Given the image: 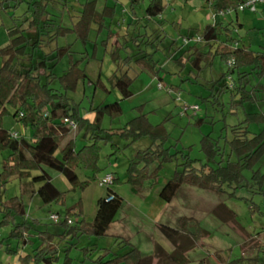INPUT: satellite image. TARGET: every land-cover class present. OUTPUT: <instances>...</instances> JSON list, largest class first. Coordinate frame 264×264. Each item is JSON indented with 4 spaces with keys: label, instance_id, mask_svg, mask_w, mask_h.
<instances>
[{
    "label": "rangeland",
    "instance_id": "rangeland-1",
    "mask_svg": "<svg viewBox=\"0 0 264 264\" xmlns=\"http://www.w3.org/2000/svg\"><path fill=\"white\" fill-rule=\"evenodd\" d=\"M32 1L34 0H24L13 8L14 2L11 0L12 8L0 12V48L8 42L7 29L13 25V20L30 16L28 6ZM87 1L92 0H70L66 5L62 2L50 4L47 12L51 15L49 18L53 21V28H69ZM93 1H96L98 10H102L105 3L109 6L116 4V18L120 16L123 7L130 6V0ZM149 1L142 0L140 6L135 7L139 16L145 11ZM163 3L165 10L161 17L146 27V33L153 32L155 37L160 35L155 44L157 49L144 47L153 55L160 69L158 77H152L141 67L132 65L128 75L133 80L130 86L133 95L128 99H121L119 92L109 83L116 68L110 56L115 38L107 40V29L98 33L97 25L93 24L85 43L78 40L73 33H68L43 49L47 54L56 46L68 44L72 59L81 61L86 79L80 81L74 91L66 92V97L78 107L80 116L92 123L99 105L114 102L119 103L121 114L115 117L108 114L102 116L101 128L113 133L111 142L105 143L104 139L98 141V170L87 169L82 164L76 165L78 181L75 186L57 171L42 167L54 186L63 193L60 203L44 205L31 193L32 189L36 190L39 186L38 183L32 184V178L39 175L40 170L31 169L24 176L15 174L0 183V205H9L11 200L18 198L24 206L27 222L32 225L34 221L37 222L33 225L35 229L30 231V243L23 248L21 245L17 248V241L9 237L12 227L0 225V264H21L19 256L32 254L33 248L38 246V231L52 234L60 231V226L49 220L51 214H58L63 218L66 211L71 210L75 212V215H70L72 222L82 219L87 224L92 223L97 200L106 195V188L101 185V180L106 175L117 180L111 189L122 199V206L106 236L97 238L85 232L71 241L75 246L67 245L66 241H61L56 236L59 260L53 264H65L67 256L70 259L69 264H99L98 258L107 261L126 254L129 246L120 243L123 239L128 240L142 255L153 256V264H172L169 260L163 262V259L171 256L177 248L186 254L189 260L187 264H199L201 260L208 264H264V193L257 191L252 184L254 172H264V154L252 165V169L243 170V187L235 189L234 195L230 193L233 187H224L223 193H218L185 184L178 188L169 203L159 198L165 182L176 172H182L181 165L185 156L193 160L198 168L203 164L217 167L218 163L225 166L230 160L234 162L235 155L229 147L231 128L244 119L242 108L234 110L230 106L232 93L228 91L219 94L213 89L214 83L225 72V65L216 57L211 65L202 63L200 72L192 67L190 53L186 52L187 45L182 44L189 33L193 34L191 39H194L197 35L201 36L205 26L213 24V11L209 4L206 0H163ZM226 19L234 20L235 16ZM124 28L113 25L112 30L124 35ZM232 29L236 31L233 37L240 41V47L244 46L254 53H264V3L257 4L255 12L246 10L239 13ZM140 32H144V28ZM128 37L123 41H128L131 45ZM204 50L208 51V48ZM121 53L124 57L125 52ZM184 62L186 63L182 65ZM68 63V56L61 59L54 68V74L62 75L67 70ZM227 79L232 84L236 75ZM98 80L100 86L94 87L92 84ZM259 81L254 78L250 80L252 86H256ZM260 82L264 85V78ZM159 83L163 89L157 88ZM170 86L176 87V90L169 93L167 89ZM52 87L61 89L58 80L53 82ZM257 97L260 100L258 104L255 108L253 106V110L247 104V111H264V93H257ZM184 106L188 109L184 110ZM194 107H198V110L193 111L191 108ZM7 110L8 113L1 118L3 129L30 139L33 135L32 128L13 118L11 108L8 107ZM139 110L146 114L150 123L165 126L168 139L164 147L170 150L172 156L168 161L150 165L148 171L151 177L142 180L141 185L133 186L126 181L129 160L138 151L147 149L152 142L148 137L134 142L118 134L128 121L140 113ZM198 120L200 124H196ZM261 127L262 125L253 124L249 126V130L258 133ZM85 133L83 128L70 135L75 140L77 151L91 143L90 135L85 136ZM206 135H210L217 150L210 160L201 149V140ZM112 145L118 150L112 148ZM9 154L8 150H0V173L4 164L9 163ZM152 175L155 177L152 178ZM79 210L81 216L77 215ZM2 217L3 213L0 212V222ZM185 217L194 218L199 223L200 236L191 239V236L182 234L173 245L160 233L158 226L165 225L179 230ZM21 221V218H15V223ZM188 229L191 234L197 233L193 225ZM156 246L161 249L159 255L155 253Z\"/></svg>",
    "mask_w": 264,
    "mask_h": 264
},
{
    "label": "trees",
    "instance_id": "trees-1",
    "mask_svg": "<svg viewBox=\"0 0 264 264\" xmlns=\"http://www.w3.org/2000/svg\"><path fill=\"white\" fill-rule=\"evenodd\" d=\"M23 1L13 0V8ZM248 1L206 0L215 14L212 19L213 24L205 26L201 36L199 35L202 38L201 44L190 43L187 45L186 51L190 53L189 61L192 67L200 72L202 63L211 65L216 57L225 65V72L214 83L213 89L219 94L228 91L232 93L233 99L230 106L234 110L242 108L244 112L243 121L231 128L232 136L229 147L231 153L235 155V161L230 160L225 166H221L220 163L217 167L203 164L198 168L193 160L187 156L183 157L182 172H176L170 177L159 192V198L166 203H169L178 188L185 184L218 193H223L222 188L224 187H233L234 189L230 193L234 195L235 189L243 187V170L252 169V165L264 154V111L246 110L247 104H250L251 110H253L260 101L257 93H264V85L260 82L264 78V53H254L244 46L240 47V41L233 37L236 31L232 29L237 15L245 12H239L238 7ZM55 2H62L63 5H66L70 0L32 1L28 6L30 16L17 21L13 20V25L7 29L8 42L0 48V150L10 152L7 161L9 163L4 164L3 171L0 173V183L15 174L24 176L31 169L40 170V174L32 178V184L38 183L39 186L36 190L32 189L31 193L35 194L44 205H50L53 202L60 203L63 193L54 186L50 176L42 167L57 171L73 186L78 181L75 172L77 164H82L87 169L98 170L97 162L100 151L98 141L104 139L105 143L106 141L111 142L113 134L101 128L102 116L108 114L110 117H115L121 114V107L118 102L99 105L92 123L80 116L78 107L66 97V92L74 91L78 83L86 79L85 69L80 65L81 61L72 59L71 47L68 44L55 45L56 47L47 54L43 52V49L48 48L51 43L57 42L59 37H65L68 33H73L78 40L85 43L93 24L97 25L98 33L107 29V40L115 38V45L110 56L116 68L109 78V83L113 89L119 92L121 99H128L133 95L130 90L133 80L128 75L132 65L141 67L152 77H158L160 69H158L153 55L148 53L145 48H156L155 44L160 35L155 37L153 32L146 33V27L149 23L157 22L156 19L161 17L165 10L163 0H150L145 11L139 16L135 7H139L142 0H130L129 8L123 7L120 16L116 18V4L109 6L105 3L102 10H98L96 1L92 0L82 5L76 16V21L72 22L69 28L59 26L55 29L52 19L49 18L51 15L47 12L48 6ZM11 3V0H0V12L12 8ZM227 8H232L233 13L224 17L218 16L219 11ZM232 15L235 16L234 20L226 19ZM113 25L125 27L124 35L114 32ZM141 28H144L142 33L140 32ZM128 36L131 39V45H129L130 42L123 41ZM192 37L193 34L189 33L186 39ZM205 48H208V51H205ZM122 51L125 52L124 57ZM66 56L69 57L67 70L60 76L55 75L54 68ZM229 61L234 62L232 68L227 67ZM234 75H236V80L233 81V87L230 88L227 78ZM251 78L260 81L256 86H252ZM55 80L59 81L61 89L52 87ZM92 85L100 86L99 80ZM168 90L175 91L176 87L170 86ZM8 107L13 110L11 114L13 118L32 128L33 135L30 139L13 138L11 133L3 129L1 118L8 113ZM65 119L76 124L77 132L84 128L85 136L90 135L91 143L77 151L74 138H70L72 132L64 124L63 120ZM196 124H200V120ZM253 124L262 125L258 133L249 130V126ZM118 135L134 142L142 137H148L152 142L147 149L138 151L134 158L129 160L126 181L133 186L141 185L142 180L151 177L148 168L154 162L171 159L170 150L164 147L168 139L165 126L150 123L142 111L128 121L125 127L119 130ZM201 144V149L210 160L217 153L210 135L204 136ZM112 148L118 150L114 145ZM57 152L59 155H56ZM154 177L152 175V178ZM252 180L257 191L264 193V172H254ZM116 182L117 180L113 178L110 185H103L106 188V195L97 200L92 223L87 224L82 219L72 222L70 215H75V212L71 210H67L63 218L56 214L60 220L57 224H53L60 226V231L56 234L38 231V246L33 248L32 254L19 256L21 264H53L57 262L59 247L55 243L56 236L61 241H66L69 246H75L71 241L85 232L97 238L106 236L122 206V199L111 189V186ZM0 206H2L0 212L3 213L0 225L12 227L9 237L17 241V248L19 245L22 248L26 247L27 243H30V231L37 222L34 221V226L27 222L24 206L18 198L11 200L9 205L1 204ZM81 214L79 210L77 215L81 216ZM17 217L22 219L20 223H15ZM69 220L71 224H68ZM191 225L196 229V234L190 233L188 227ZM158 229L173 245L182 234L191 236V239L200 236L199 223L194 218H183L179 230L165 225H159ZM120 243L129 246L126 254L115 256L107 261L98 258V263L153 264V256L142 255L128 240L123 239ZM160 250L156 246L155 253L159 255ZM165 257L163 262L169 260L172 264H187L189 262L186 254L178 248L171 256ZM69 263L70 259L67 256L65 264ZM199 264L208 263L201 260ZM228 264H234V262Z\"/></svg>",
    "mask_w": 264,
    "mask_h": 264
},
{
    "label": "built area",
    "instance_id": "built-area-1",
    "mask_svg": "<svg viewBox=\"0 0 264 264\" xmlns=\"http://www.w3.org/2000/svg\"><path fill=\"white\" fill-rule=\"evenodd\" d=\"M260 3H264V0H249L248 2H246L245 4H243V5H240L239 7H238V11L239 12H243V11H246V10H250V11H252V12H255L256 11V5L257 4H260ZM233 13V9L232 8H227V9H224V10H221V11H219L218 12V16H221V17H224V16H227V15H230V14H232ZM214 16H215V14L214 13H212V16H211V18L213 19L214 18ZM183 44L184 45H188V44H190V43H201L202 42V38L201 37H199V36H197L196 38H194V39H183ZM233 65H234V62L233 61H229L228 63H227V67L228 68H232L233 67ZM230 88H232L233 87V85L232 84H230V86H229ZM157 88L158 89H163V86L159 83L158 85H157ZM167 91H169V93L171 92V90H168L167 89ZM178 99V98H177ZM188 109V107H186V106H184V110H187ZM193 111H197L198 110V107H194V108H191ZM20 116H21V114H20ZM64 121V124H66L68 127H69V129L71 130V132H76V130H77V126H76V124L74 123V122H72V121H70V120H68V119H65V120H63ZM11 136L13 137V138H18V137H20L18 134H16V133H11ZM112 180H113V177L111 176V175H106L102 180H101V185L103 186V185H110L111 183H112ZM49 219H50V221H52V223H54V224H57L58 222H59V220H60V218H59V216L58 215H56V214H51L50 216H49ZM68 224H71V221L69 220L68 221Z\"/></svg>",
    "mask_w": 264,
    "mask_h": 264
},
{
    "label": "crops",
    "instance_id": "crops-1",
    "mask_svg": "<svg viewBox=\"0 0 264 264\" xmlns=\"http://www.w3.org/2000/svg\"><path fill=\"white\" fill-rule=\"evenodd\" d=\"M111 226V225H110Z\"/></svg>",
    "mask_w": 264,
    "mask_h": 264
}]
</instances>
